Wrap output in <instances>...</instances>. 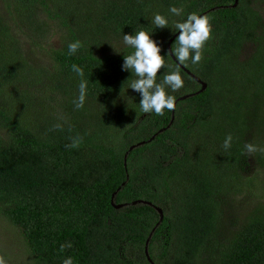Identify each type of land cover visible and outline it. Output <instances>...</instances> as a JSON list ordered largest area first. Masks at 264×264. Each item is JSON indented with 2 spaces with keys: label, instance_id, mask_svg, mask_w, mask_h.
<instances>
[{
  "label": "trees",
  "instance_id": "1",
  "mask_svg": "<svg viewBox=\"0 0 264 264\" xmlns=\"http://www.w3.org/2000/svg\"><path fill=\"white\" fill-rule=\"evenodd\" d=\"M233 3H5L12 26L38 45L50 25L59 35L57 47H42L52 68L35 66L0 10V215L18 228L30 264H63L68 257L73 264H150L145 244L157 222L148 242L156 264H264V205L255 206L225 241L218 239L223 197L249 185L240 175L244 140L251 124L264 123V0ZM171 6L182 7V15L171 14ZM206 10L212 32L203 59H189L183 68L167 55V42L178 31L174 24ZM156 13L169 28H156ZM141 30L165 56L157 83L177 69L184 81L177 91L165 88L175 98L172 121V110L162 116L140 112L141 96L129 88L136 77L122 70L124 55L134 51L123 35ZM77 40L83 46L68 55V44ZM247 43L255 47L249 55L243 52ZM73 64L83 68V78ZM186 69L206 83L204 90L197 92L202 84ZM81 79L87 81L86 99L76 109ZM185 94L191 95L180 99ZM77 136L83 137L80 146L66 147ZM258 153L263 164L264 152ZM115 190L114 204L127 203L120 208L111 203ZM137 199L159 206L162 219L152 205L131 203Z\"/></svg>",
  "mask_w": 264,
  "mask_h": 264
},
{
  "label": "clouds",
  "instance_id": "2",
  "mask_svg": "<svg viewBox=\"0 0 264 264\" xmlns=\"http://www.w3.org/2000/svg\"><path fill=\"white\" fill-rule=\"evenodd\" d=\"M169 12L175 16H181L183 8L171 6ZM152 23L156 28H169L168 19L159 13L154 15ZM176 30H179V35L176 36L175 47L172 46L167 55H174L179 65L186 64L189 59L193 64L199 63L203 59L204 45L211 38L212 28L209 18L190 13L183 22L174 24V30L172 31L175 32ZM123 43L134 50L130 54L124 55L122 70L130 71L136 77L131 81L129 88L138 92L141 96L139 102L140 112L145 114L155 113L162 116L166 109L169 111L174 110L175 98L168 95L165 88L177 91L183 87L184 81L177 69L165 74L163 80L157 83V74L166 66L165 56L161 55V45L152 39L148 32L143 30L136 32L135 35L124 34ZM82 46L79 40L70 42L68 44V55L75 54ZM71 68L73 72L83 78V68L76 64H73ZM78 87L79 96L73 103L76 109H81L86 99L87 81L81 79ZM54 127L61 128V125L57 124ZM82 141L83 137L77 136L66 147L78 148ZM231 142L232 136L229 134L222 145L225 151L231 147ZM244 148L246 150L245 154L248 156H252L257 151L264 152V148H258L251 143L245 144ZM71 246L70 242L61 244L60 252ZM0 264H7L3 256H0ZM63 264H73L72 258L64 259Z\"/></svg>",
  "mask_w": 264,
  "mask_h": 264
},
{
  "label": "rangeland",
  "instance_id": "3",
  "mask_svg": "<svg viewBox=\"0 0 264 264\" xmlns=\"http://www.w3.org/2000/svg\"><path fill=\"white\" fill-rule=\"evenodd\" d=\"M8 2L9 0H0V10L9 22L12 31L18 36L26 59L35 66H46L48 69L52 68L53 62L46 55L42 47L49 45L53 47L58 46L59 35L56 32V27L50 25V32L47 34L45 43H42V46L38 45L33 38H28L27 35L18 33L17 29L12 26V24H15V18L7 12L5 3ZM254 49L253 44L247 43L244 46L243 52L245 55H249ZM260 53L264 54V43L261 46ZM260 61L264 64V59H260ZM262 74H264V69ZM229 82L234 83L232 80H229ZM217 87L223 89V86L218 84ZM244 143H251L255 146H260V148H264V123L251 124L248 137L244 140ZM259 156L258 151L252 156L246 155V160L240 168V175L249 182V185L244 187L240 193L234 192L227 197H223L222 206L225 213V220L219 226V229H221L218 238L219 241H225L235 228H238L244 223L248 214L255 206L264 205V159L263 164H261L258 160ZM261 156L264 158V155L261 154ZM165 235L164 232L161 238H164ZM0 256L4 257L7 264H30L33 262L18 228L1 215Z\"/></svg>",
  "mask_w": 264,
  "mask_h": 264
},
{
  "label": "water",
  "instance_id": "4",
  "mask_svg": "<svg viewBox=\"0 0 264 264\" xmlns=\"http://www.w3.org/2000/svg\"><path fill=\"white\" fill-rule=\"evenodd\" d=\"M237 1H238V0H234V3L232 4V6H236ZM216 7H219V6H216ZM216 7H215V8H216ZM212 9H214V8H211V9H209V10H212ZM209 10H206V11L200 13L199 15H200V16H203V15H205ZM178 34H179V30H178L177 32H175V33L169 38V40H168V42H167V50H168V52H169V50L171 49V45H170V44H171L172 39H173L174 37H176ZM170 55H171V54H170ZM171 57L175 60V62H177V60L175 59L174 55H171ZM177 63H178V62H177ZM180 66L183 67V65H180ZM183 68H184V67H183ZM186 71H188V73H189V74H190V75H191L196 81H198V82H200V83L202 84L201 88H199V90H198L197 92H200V91L204 90L205 87H206V83L203 82L199 77L195 76V75H194L192 72H190L189 70L186 69ZM197 92H195V93H197ZM190 95H191V94H185V95L181 96L180 99L186 98V97H188V96H190ZM173 111H174V110H172V118H171V121H172V119H173ZM153 136H154V135H153ZM153 136H152V137H153ZM143 143H144V141L137 142V143L131 145V146L129 147V150H131L132 148L136 147L137 145H140V144H143ZM129 150L124 154V164H126V158H127V155H128ZM123 184H124V182H122L121 185H123ZM118 189H119V188H118ZM118 189H117V190H118ZM117 190H115V191L112 193V195H111V203L113 204V206H114L115 208H120V207H122L123 205H126L127 203H118V204H114V202H113V198H114V196H115ZM138 202H142V203H146V204L152 205V206H153V207L159 212V214H160L159 221L162 219V217H163V211H162V209H161L159 206H156V205L152 204V202L147 201V200H143V199H137V200L132 201L131 203L135 204V203H138ZM158 223H159V222H157V223L155 224V226H154V227L151 229V231L149 232L148 237H147V240H146V244H145V255H146V257H147V260L150 262V264H156V263L151 259L150 255H149V251H148V242H149V239H150V237L152 236V234H153V232H154L156 226L158 225Z\"/></svg>",
  "mask_w": 264,
  "mask_h": 264
}]
</instances>
